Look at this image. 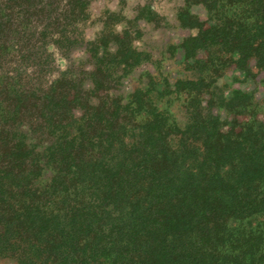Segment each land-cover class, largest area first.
Listing matches in <instances>:
<instances>
[{"label": "trees", "instance_id": "16d2710c", "mask_svg": "<svg viewBox=\"0 0 264 264\" xmlns=\"http://www.w3.org/2000/svg\"><path fill=\"white\" fill-rule=\"evenodd\" d=\"M185 1L207 13L202 20L186 7L178 15L197 30L179 46L202 77L164 78V90L146 84L125 96L116 84L150 53L135 46L132 27L114 30L121 13H106L88 40L91 0H0V258L264 264L260 112L243 92L240 107L235 95L227 100L246 117L239 126L199 109L206 78L225 74L229 55L246 73L252 59L264 68V0ZM183 91L192 121L182 131L160 101ZM198 139L201 166L186 158ZM245 185L256 194L239 214L236 192Z\"/></svg>", "mask_w": 264, "mask_h": 264}, {"label": "rangeland", "instance_id": "374dc122", "mask_svg": "<svg viewBox=\"0 0 264 264\" xmlns=\"http://www.w3.org/2000/svg\"><path fill=\"white\" fill-rule=\"evenodd\" d=\"M190 4L185 0H91L89 7L90 19L86 26V38L88 40L94 39L102 30L106 13L118 12L121 13L118 19L121 21L116 22L114 30L120 32L125 28L132 27L130 29H132L134 35L133 42L135 46L150 53L149 60L141 63L131 74H127L121 82L116 84L114 88L116 93L127 96L130 92L146 84L164 90V78L175 82L178 79H199L202 77L200 70L192 69L194 67L192 59L183 60L184 53L179 46L187 36L197 33V30L184 28L180 25L178 15L183 10L182 8L190 7V11L197 14L202 20L207 19L206 9L203 5ZM145 5H147V8L142 11ZM147 12L148 14L145 16L144 14ZM141 15L145 17L137 18L134 23L135 18ZM84 54L83 51H77L75 56L80 57ZM200 56H204V53L201 52ZM228 57L231 60L230 63L233 64L232 67L225 74L217 77L215 81L206 78L205 83L210 85L209 88L205 87V84L201 87L202 89L205 87L201 91L202 95L199 96V109L202 115L217 116L227 120V123H234V125L239 126L246 117L229 109L227 100L235 95L232 104L237 106V103L246 101H241L238 95V93L243 92L250 96L252 106L258 109L257 113L260 112L258 118L264 124V68L256 69V60L252 59L251 70L246 73L237 67L232 55ZM57 63L60 69L64 70L66 68L64 59H59ZM185 91L180 94L178 101L175 100L171 104L167 98L160 101V106L171 108V115L177 117L182 131L187 130L192 121L190 108H184V103L189 102V97H186ZM141 118L138 117V120H141ZM247 118H250V115ZM227 123L224 122L226 124L225 128L229 126ZM130 134H132V131H130ZM197 146L196 155L193 156V159L186 158L191 162L197 158V166H201L204 162L203 153H205L202 139H198ZM192 150L195 151V149ZM230 178L235 182L238 177L236 178L235 173H231ZM254 191V187L250 188L252 194H249V190H246L245 185L236 192V197L239 200L237 203L240 202L238 204L239 214L243 212V208L250 206L247 203L256 194ZM260 198L261 196L258 195L256 201L258 202ZM259 210L256 214L264 215V203L260 205ZM0 264H15V262L9 258H0Z\"/></svg>", "mask_w": 264, "mask_h": 264}]
</instances>
